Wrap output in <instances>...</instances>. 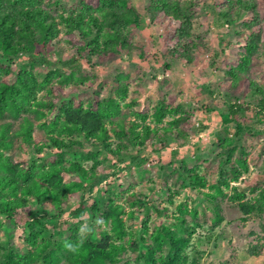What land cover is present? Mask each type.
Instances as JSON below:
<instances>
[{"label":"rangeland","instance_id":"374dc122","mask_svg":"<svg viewBox=\"0 0 264 264\" xmlns=\"http://www.w3.org/2000/svg\"><path fill=\"white\" fill-rule=\"evenodd\" d=\"M128 1L137 13H143L149 6L148 0ZM174 1L183 7V0ZM38 2L41 9L55 20L57 34H54L55 37L45 51L48 60L53 63L47 68L24 69V72L33 71L35 89L32 95L35 99L22 103L24 107L16 118L8 113L0 116V132L2 128L5 130L2 142L7 145V150H0V156L12 168L17 167L22 172L31 170L34 174L51 165L68 167L78 160H81L83 166L90 167L95 160V178L83 181L77 175H62L64 186L81 183L85 189H74L71 192L68 189L67 199L59 209L47 203L38 205L33 196L28 207L16 213L13 218L7 219L0 214V264L6 250L18 255L19 260L25 264H68L73 253L65 248L55 255L51 252L65 240L78 241L79 229L85 223L94 231L86 236L83 246L102 243L106 236L109 237L107 242L110 245L124 246L123 250L114 251L118 260L115 264H144L150 251L155 258L166 255L170 250L169 242L164 241L159 250L155 246L153 235L162 226H167L173 232L175 218L185 212V209L188 212L197 209L198 213H202L204 204L208 202L205 196L214 194V170L223 155L221 147L225 138L220 133L222 130L230 133L234 131V123L223 122L226 116L223 112L226 109L217 96L226 97L230 104L244 103L250 94L255 95V87L260 86L264 91V0H253L254 9L247 10L240 19L235 17L236 8L242 2L239 0H197L196 6L190 10L179 8L177 11L181 12H176L177 16L174 11L167 10V14L155 11L154 15L144 16V22L139 23L131 34L125 35L132 44L130 59H117L115 67L108 70L105 77L98 72L101 69V58L105 60V55L91 58V65L94 63L95 67L83 64L86 61L81 60L80 69L87 80L79 83L77 79H73L67 84L60 82L63 76H59L58 71L66 72L58 60L65 59L70 49L78 57L75 49L85 42L66 35L60 16L69 14L72 10L77 11L82 2L91 5L93 11L96 9L97 12L103 7L105 0ZM116 4L119 5L120 0ZM230 4L234 7L230 8L234 22L227 24L218 20L216 14ZM111 8L120 10L115 4ZM113 27L119 28L118 25ZM252 44H255V48L250 52L248 48ZM14 60L11 63L0 56V84L10 86L16 82L17 72L23 70V67L22 59ZM241 65L247 69L237 84H233L234 72L229 70H235ZM45 70L51 71L53 76L50 83L46 82L43 86L40 82ZM126 70L130 73L126 81L128 96L123 100L114 92L113 86L116 73ZM189 73L190 81L186 80ZM249 80L256 84H250ZM209 89L213 91L209 92ZM110 99L121 107V115L113 116L112 120L118 122L117 119L122 118L127 124L135 119L134 113H137L138 127L148 125L155 132L150 141L134 145L129 133L128 138L119 139L115 131L119 132L121 128L113 130L108 123L105 126L111 149L106 150L100 142L96 149H90L79 145L82 139L78 132L69 133L61 128L66 118L59 115L57 108L61 110V106L67 105L82 109L85 114L97 113ZM132 100L134 105L130 104ZM40 102L45 105H38ZM162 103L168 108L166 117L154 121L152 112L154 108L159 110ZM251 105L255 107V101L251 100ZM207 106L212 110L207 109ZM252 106L250 107L253 108ZM139 112L148 114L145 120L138 117ZM251 118L249 111L234 117L241 121L245 130L247 128L243 148L251 171L254 174L258 172L263 177L264 122L257 124ZM27 119L32 124L30 143L25 140V136L15 134ZM56 120L60 122L54 126L53 121ZM52 139L68 146L75 145L69 150L64 147L56 150ZM32 147L40 153L34 155ZM119 148H126L122 149L121 155L117 153ZM82 149L84 155L80 153ZM0 174L12 178L11 172L1 168ZM23 175L17 178L19 185L22 181L29 182L36 177L28 174V177L24 176V180ZM194 175L205 180V186L192 187L189 182ZM249 177L253 179L252 176ZM255 178L253 182H256ZM246 182L240 183L238 191L245 194L247 202H254L257 192L263 187L262 182V186H258L254 193H250L247 187L253 182ZM155 185L160 190L155 196L148 197L150 188ZM8 186L4 182L0 184V188L4 190ZM24 186L25 183H22L21 188ZM224 193L230 196L231 191L228 189ZM21 195L24 196L19 192L18 196ZM8 199L12 202L17 200L15 197ZM110 202L114 207L122 209L119 216L126 235L121 240L114 237L113 222L105 217L109 211L108 206H111ZM221 207L223 220L218 226L214 227L209 215L200 216L201 223L196 227L190 244L181 251V262L264 264V211L261 218L254 215L245 218L236 203L231 204L223 199ZM29 213L33 216L30 217ZM184 218L186 223H191L188 215ZM32 219H37L39 227ZM97 220L101 221L99 225L95 223ZM33 233L38 236L36 245L25 244V238ZM47 243L51 245L50 250L42 253L39 246L43 247ZM251 245L259 251L257 257L248 255V247ZM38 254L40 257L36 256Z\"/></svg>","mask_w":264,"mask_h":264},{"label":"trees","instance_id":"16d2710c","mask_svg":"<svg viewBox=\"0 0 264 264\" xmlns=\"http://www.w3.org/2000/svg\"><path fill=\"white\" fill-rule=\"evenodd\" d=\"M116 1L117 0H105V4H103V7L101 6L97 12L96 9L95 12L93 11V7L91 5H85V3L82 2L81 7H79L77 11L72 10L69 14H61L60 17L66 28V35L78 38L80 42H85L84 45L75 49L77 50L78 57H76L77 54L75 55L73 53V49H70L65 59L59 58L58 61L62 64L63 69L67 73L58 71L59 76H63V79L60 81L62 84H67L73 79H77L79 83L83 80L86 81L87 77L83 75V72L80 69L82 68V64H80L79 61L85 60L86 62L83 64L91 65V58L93 56L100 57L101 54L105 55L103 58L106 59L103 60L101 58V69L98 72H100L99 75H102L103 77L107 76L106 72L115 67L117 59L122 61L125 57H128L129 59L131 58L132 44L129 41L130 38H127L125 35L131 34L133 29L138 28L139 23L141 24L144 22V16L149 14L154 15L155 11H162L167 14V10L171 12L174 11L173 13L177 16L176 12H181L177 11L179 8L183 10H185L184 8H188L187 10H190V8H194L196 6L197 0H183L182 8L179 6L178 2H175L174 0H148L149 6L143 13L135 12L129 5L128 0H120L119 5L116 4ZM226 1L230 2V0ZM239 1H242L241 6L236 8L235 14V17L238 19L242 18V16L246 14L247 10L254 9V5L252 4L254 3L253 0ZM38 3V0H0V56L4 59H8L11 63L15 61L14 59H22L23 67V70L17 72V80L13 85L8 86L0 84V116L2 117L5 113H8L13 118H16L24 107L22 103L35 99V96L32 95L33 89H35V86L33 85V71L24 72V69L27 67L31 70L47 68L50 67L51 63H53L52 60H48L49 58L46 56L45 51L47 50L51 40L55 37L54 34H57L54 22L55 20L51 15H49V13L41 9ZM114 4L116 7H120V10L117 8H111ZM228 6L229 7H223L220 12L216 14V18L224 21V23L231 24L234 20L230 14V8L234 7L232 4ZM114 25H118L119 28L114 29ZM145 26L149 27V24H146ZM37 48L40 49L35 52ZM254 48L255 44H252L250 48H248V51L253 52ZM76 63H78L77 66L75 65ZM91 66L95 67V64L93 63ZM245 69L247 68H244V65H241L235 70H229L234 72L235 75H232L233 84H237V81L240 80ZM231 72L230 74H232ZM129 75L130 73L126 70L125 72H118V74L116 73L114 76V92L121 99L124 98L123 100H126L128 96L126 81ZM52 76L53 73L51 71L45 70L40 85L44 86L46 85V82L50 83ZM190 79L191 73L188 74L186 80L190 81ZM249 81L250 84H256L253 80ZM211 91L213 90L209 89V92ZM253 92L255 95L250 94L249 98L246 96L247 99L244 103L232 102L230 104L226 97L223 98L221 95L217 96L220 100H222L221 104H224L226 109L223 112L224 115H226L223 122L234 123V131L230 133L222 130L220 133L221 135H225V141L222 140L221 149L223 150V155L214 170L215 181L212 185L214 194L209 193L205 196L208 198V202L207 204H204V210L202 211L203 214L201 212L198 213L197 209H193L190 212L185 209V212L175 218L176 223L173 225V232L176 231V233L167 229V226H162L161 230H158L153 235L155 246L161 250L162 243L164 241H168L170 250L166 255L156 258L153 256V252H148L145 257L144 264H185L181 262V260H183L181 257V251L190 244L192 236L196 232V227L201 223L200 216L204 214L209 215L211 217V222L214 223V227L218 226L223 220L221 207V201L223 199H227V201L231 204L236 203L238 210L245 218L252 215L261 218L264 211V173L263 177H260L259 174H257L258 172L254 174L251 171L245 155L246 152L243 148V139L245 138L246 133L248 134L246 131L247 128L245 130L241 121L234 119V117L238 114L242 115L245 114L246 111H249L250 115H252L251 121L253 119V122L257 124L264 122V91L260 89V86L259 88L257 86L254 88ZM16 93L19 94L16 95ZM257 94L260 95L257 96ZM251 100L255 101V107L251 105ZM40 104L41 106L42 104L45 105L42 102L38 103V105ZM130 104L134 105V100H132ZM162 105H159L161 107L159 110L154 108L152 112V116L155 117L154 121L163 120L166 117L168 108ZM61 108V110L58 108L56 109L59 111L60 116L66 118V121L62 124L61 128L68 130L69 133L78 132L77 134L82 139L79 142V145H85L84 147L90 149H96L98 147V142L105 146L106 150L111 149L108 146V132L105 126V124L108 123H110L113 130H115L114 128H121L119 132L115 131V135L119 139L128 138L129 133L131 136V142L134 145H142L140 142H146L147 140L150 141L151 137L155 134V132L150 129L148 125L142 126V128H140L141 126L138 127L137 113H134L135 119L127 124L125 123L126 120L122 118L117 119L118 122L112 120L113 116L118 117L121 115L119 112L121 107L119 103H115V101L112 102L111 99L108 101L107 105L97 113L91 112L89 114H85L82 109H74L73 107L67 105H63ZM206 108L212 110L210 106H207ZM146 115L148 114L139 112L138 117H142V119L145 120ZM58 122L60 121H53V125H58ZM31 127L32 124L27 119L20 125L19 130H17L15 134L25 136V140L30 143ZM122 128H124L123 131ZM4 138L5 130L2 128L0 132V150L3 151L7 150V145L2 142ZM52 143L55 145L56 150L63 147L69 150L75 145L72 144L71 146H68L56 139H52ZM31 149L34 155L40 153L39 150H35L33 147ZM122 149L126 148H119L117 150L119 155L122 154ZM83 152L84 151L82 149L80 153L84 155ZM96 164L97 162L93 160L90 167H85L83 166L81 160H78L71 163L68 167L64 165H55L56 167L51 165L47 168H43L42 171L38 172V174H34L31 170H29V172H22V170L17 167L12 168L11 164H8L0 156V168L4 171L12 173V178L4 174H0V184L3 182L4 184H9L7 190L0 188V214L5 216L7 219L13 218L16 213L21 212L22 209L28 207L27 205L30 202V198L33 196L38 205L47 203L52 205L55 209H59L63 201H66L67 199L66 195L68 189L70 192L74 189H85L81 183H73L69 186H64L62 184V175H77L83 181H89L95 178ZM28 174H33L32 177H36L32 178L29 182L22 181V183H25V186L21 188L22 183L20 186L17 178L20 177V175H23L24 180H26L25 177H28ZM249 176H252L253 179L256 177V182H253V179ZM190 179L189 184L192 187L205 186V180L199 178L197 175L192 176ZM246 181L253 182L252 184L249 183L247 185L250 193L257 192V187L263 185V187L257 192L254 202H247L245 194L238 191L240 183H245ZM261 182L262 185L260 184ZM228 189L231 191L230 196L224 193V191ZM159 190V186L155 185L154 188H150L147 196H155ZM19 192L20 194L23 193L24 196H18ZM9 197H15V199H17V197L19 198L12 202L8 199ZM109 205L111 206H108L109 211L105 217L106 219L110 218V221L112 220L114 237L121 240L126 235V230L119 216L122 214V209L114 207L112 202H110ZM29 215L30 217L33 216L32 213H29ZM187 215L190 218L191 223H186L184 217ZM32 220L38 226L37 219ZM52 239L53 238H51V240ZM108 239L109 237L106 236L104 237V242L102 243H89L85 246L82 245L77 253H73L68 264H115V261L118 262V260L115 258L114 251L123 250L124 246L110 245L107 242ZM37 241L38 236L35 233L25 238V244L30 246L36 245ZM50 246L49 243H47L43 247L42 245L39 246V249L42 253H44L43 251L50 250ZM149 248H151V246ZM53 249L54 250L51 252L52 255L63 251L64 241L57 244L56 248L54 247ZM248 255L257 257L259 255V251L256 250L254 245H251L248 247ZM36 256L40 257L39 254ZM43 259L46 260L45 257H43ZM2 264L25 263L19 260L18 255L6 250V253L3 254Z\"/></svg>","mask_w":264,"mask_h":264},{"label":"clouds","instance_id":"9594fccd","mask_svg":"<svg viewBox=\"0 0 264 264\" xmlns=\"http://www.w3.org/2000/svg\"><path fill=\"white\" fill-rule=\"evenodd\" d=\"M95 223L96 225H99L101 221L97 220ZM93 231L94 229L88 226L86 223L82 225L78 232V235H79L78 241L76 242H69L68 240L64 241L65 250L71 253H77L82 247V245L84 244L86 236L91 234Z\"/></svg>","mask_w":264,"mask_h":264}]
</instances>
